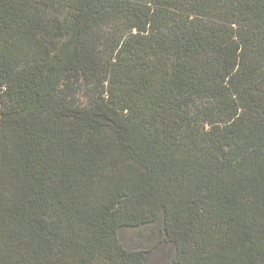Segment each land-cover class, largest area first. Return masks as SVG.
<instances>
[{
    "label": "trees",
    "instance_id": "obj_1",
    "mask_svg": "<svg viewBox=\"0 0 264 264\" xmlns=\"http://www.w3.org/2000/svg\"><path fill=\"white\" fill-rule=\"evenodd\" d=\"M264 264V0H0V264Z\"/></svg>",
    "mask_w": 264,
    "mask_h": 264
},
{
    "label": "rangeland",
    "instance_id": "obj_2",
    "mask_svg": "<svg viewBox=\"0 0 264 264\" xmlns=\"http://www.w3.org/2000/svg\"><path fill=\"white\" fill-rule=\"evenodd\" d=\"M119 238L127 250L145 251L148 264H174L176 249L166 237L162 219L143 227H124Z\"/></svg>",
    "mask_w": 264,
    "mask_h": 264
}]
</instances>
